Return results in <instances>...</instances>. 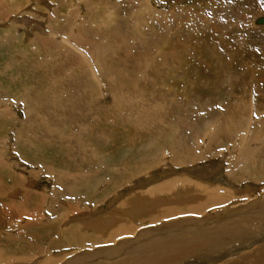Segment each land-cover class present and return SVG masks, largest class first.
I'll return each mask as SVG.
<instances>
[{
    "label": "bare ground",
    "instance_id": "bare-ground-1",
    "mask_svg": "<svg viewBox=\"0 0 264 264\" xmlns=\"http://www.w3.org/2000/svg\"><path fill=\"white\" fill-rule=\"evenodd\" d=\"M8 1L0 264H264V0Z\"/></svg>",
    "mask_w": 264,
    "mask_h": 264
},
{
    "label": "rangeland",
    "instance_id": "rangeland-1",
    "mask_svg": "<svg viewBox=\"0 0 264 264\" xmlns=\"http://www.w3.org/2000/svg\"><path fill=\"white\" fill-rule=\"evenodd\" d=\"M1 1V0H0ZM4 2L3 3H1V4H3V5H9V3H10V1H8V0H3ZM50 1L51 0H48V2L50 3ZM194 1H199V0H186V2H184L183 4V7L185 8V6L187 5V6H189L192 2H194ZM19 2H20V5H24V4H27V3H29V1L28 0H19ZM59 2L60 3H63V6L66 8V4H67V1L66 0H59ZM187 3V4H186ZM156 4V6H157V3H155ZM159 5V4H158ZM79 6V5H78ZM159 7L160 8H162L163 6L162 5H159ZM38 15H42L41 13H37ZM13 15H15V14H13ZM13 17V16H12ZM222 17V16H221ZM244 17H245V20H247L248 21V23H249V25H251V26H253V27H259V25L258 24H256L254 21H255V17H254V15H253V17H252V14L250 13V12H247V13H245L244 14ZM240 19V17L237 19V21ZM239 21H242V18H241V20H239ZM262 26H264V23L263 24H261ZM200 36V35H199ZM256 56H254L253 55V57H257V55L258 54H256V53H254ZM259 56V55H258ZM255 58H254V61H253V64L254 63H256V61H257V63L259 62V61H261V60H255ZM256 63V64H257ZM259 64H260V62H259ZM10 74V73H9ZM25 73L23 72L22 73V75H24ZM257 75L260 77V79H263L264 80V73L262 72V71H258L257 72ZM10 76H12V73L10 74ZM257 76V77H258ZM258 77V78H259ZM262 80V81H263ZM260 82L261 84H264V81L263 82ZM7 83H9V87H10V94L13 96V95H16V88L18 89L19 87H20V85H19V83L15 80V83H14V81H10L9 80V82H7ZM11 84V85H10ZM203 95H205V93L203 92L202 93ZM253 94H251L250 95V98L251 99H255V101L257 102V101H262V99H263V97H259V96H256L255 94V96L253 95ZM238 96H240V95H238ZM237 96V97H238ZM17 97V96H16ZM223 97V96H222ZM217 97L218 98V101L220 102V101H222V100H224V99H226L225 97ZM258 98V99H257ZM19 112V111H18ZM19 114H22L21 112H19ZM123 143V145H126L124 142H122ZM118 145V143H115V145L113 144V145H108L106 148L105 147H100L99 146V149L101 150V151H103L104 153H109V151H112L114 148V146H117ZM118 146H120V144L118 145ZM126 147H128L127 145H126ZM25 151V152H24ZM131 151H133L131 148H129L128 150H126V148H125V150H123L122 152H120L119 154H118V156L117 157H114L113 155H108V158L109 159H107L108 161V163H112L113 161H115L114 159H116V160H118V159H120V158H123V157H125L126 155H128ZM16 153H17V151H16ZM19 153V152H18ZM236 152H231V160L232 159H234L235 158V156H234V154H235ZM233 154V155H232ZM15 154H13L12 156H14ZM20 155H23L25 158H29V157H31V156H33V155H36L37 156V161H39V162H44V161H49V160H51V159H53V156H52V154H50V153H48V152H44V151H38V153L37 154H35L34 152H32L31 150H29L28 148H23V149H21L20 150ZM233 157V158H232ZM218 162H221V160H218L216 163H218ZM39 176H40V178H38V182H39V184H36V185H32V182H31V180L30 179H28L27 180V184H29V186L28 187H30L29 189H33V188H35L38 192H41L42 190H43V188H46L47 187V184H49L50 185V183H48V181H47V178L46 177H44L43 178V175L42 174H40L39 173ZM12 181V180H11ZM31 183V185H30V183ZM11 183V185H13V181L12 182H10ZM19 183V182H18ZM247 185V184H246ZM241 187H242V185H241ZM40 190V191H39ZM262 190H264V189H262ZM49 191V193H51L50 192V190H48ZM14 192H10V194H11V196H10V200L11 201H14V205H15V207H16V209H15V211L17 210V211H22L23 212V216H22V218H26V219H28V216H29V214L27 213V212H29V213H31V212H35V213H37L38 212V209H37V201H35L36 199L34 198V197H32L31 198V196H27V198H24V197H22L20 200H19V198L17 199V196L16 195H19V193H16V195H14L13 194ZM262 194H264V191L263 192H261ZM4 198H5V196L4 197H2V200H4ZM7 199H8V197H7ZM28 199V200H27ZM32 200V201H31ZM16 201V202H15ZM21 201V202H20ZM63 203V204H62ZM65 202H61L60 203V205L61 206H65V204H64ZM99 205L100 204H102V202H99L98 203ZM18 207H17V206ZM74 205H78V204H74ZM104 207V205H101L100 206V208L102 209ZM21 208V209H20ZM99 208V207H98ZM19 211V212H20ZM62 211V213H59V214H61L62 216L64 215V213H65V208L63 209V210H61ZM79 215V214H81V213H73L72 215H70V217L69 218H67L66 219V221H68V220H70V219H72L74 216L76 217V215ZM86 215H88V212L86 211V213H85ZM0 215H2V213H0ZM25 219V220H26ZM44 225H48V223L47 222H45L44 223ZM75 227V226H74ZM7 227H5V224H4V226H3V228H1V229H3V232H4V234H7V232L8 233H10L9 231L10 230H7L6 229ZM6 229V230H5ZM72 229H76L77 231L76 232H74L73 233V236H74V240L72 241V238H69V240H67L68 242H69V244L71 245V246H66V247H64V248H57V247H55V253L56 254H60L61 253V255H62V257H64L63 258V260L62 261H65V260H68L70 257H72L73 255H75L76 253H71L70 255H69V251H63V249H66V248H69L70 247V249H71V247H73V248H75V252H77L79 249L77 248V246H78V243L80 242L79 241V238H81L80 237V235H79V232L81 231V229H77V228H73L72 227ZM7 231V232H6ZM6 232V233H5ZM0 245H2V243H4V242H6V243H10V244H12L13 242H16V240L17 239H12V240H9V238H6V236H3L1 233H0ZM47 236V235H46ZM45 236V237H46ZM3 238V239H2ZM5 239V240H4ZM41 239V238H40ZM42 239H44V238H42ZM54 239V238H53ZM7 240V241H6ZM11 241V242H10ZM50 242H52V241H50ZM5 243V244H6ZM57 248V249H56ZM43 249H44V247H43ZM46 249V248H45ZM62 253H64V254H62ZM68 253V254H67ZM69 255V256H68ZM67 257V258H66Z\"/></svg>",
    "mask_w": 264,
    "mask_h": 264
}]
</instances>
